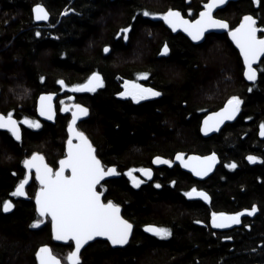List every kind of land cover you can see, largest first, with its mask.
Masks as SVG:
<instances>
[{
	"label": "trees",
	"instance_id": "trees-1",
	"mask_svg": "<svg viewBox=\"0 0 264 264\" xmlns=\"http://www.w3.org/2000/svg\"><path fill=\"white\" fill-rule=\"evenodd\" d=\"M154 1L0 0V112H12L21 122L25 116L38 119L36 98L59 92L57 80L71 86L92 72L101 74L103 86L97 95L76 93L74 103L88 106V126L80 129L105 168L115 166L119 173L98 190L105 202L121 205L122 216L133 224V236L123 248L94 241L82 250L80 264H264V138H259L264 122V58L255 68L256 80L246 83L241 58L224 35L207 36L200 45L169 37L170 53L158 59L156 54L168 38L166 29L138 16L126 43L121 37L113 39L135 12L159 13ZM37 3L52 17L66 6L78 16L63 17L57 40L42 35L37 39L29 28L31 8ZM229 7L234 12L219 14L220 18L234 27L251 14L258 36L264 34V0L256 4L242 0ZM142 72L149 73V86L160 96L140 106L113 98L130 75ZM233 95L242 101L237 117L219 134L204 137L203 117L218 111ZM61 101L58 97L57 106ZM56 117L54 125L42 123L37 130L22 126L18 142L0 131V264H37L35 252L45 244L67 264L73 250L72 243H55L49 217L44 220L36 213L33 200L39 187L34 179L25 189L28 199L11 195L25 177L26 157L39 152L56 168L65 154L67 118ZM212 152L219 166L205 180L196 181L173 163L177 153L188 157ZM249 155L258 159L250 162ZM155 156L171 164L153 169V181L133 188L127 170L133 169L134 175L140 168H151ZM233 162L235 168L226 166ZM193 187L208 193V205L186 198L184 193ZM5 200L14 205L11 213L3 210ZM253 204L257 212L242 218L235 229L211 228L213 211L243 212ZM37 219L43 222L33 227ZM147 224L169 228L172 235L163 239L146 235L142 228Z\"/></svg>",
	"mask_w": 264,
	"mask_h": 264
},
{
	"label": "snow or ice",
	"instance_id": "snow-or-ice-1",
	"mask_svg": "<svg viewBox=\"0 0 264 264\" xmlns=\"http://www.w3.org/2000/svg\"><path fill=\"white\" fill-rule=\"evenodd\" d=\"M259 2V0H256ZM225 4V0H208L204 4L203 10L200 11L196 19H186L179 11L169 8L163 13H153L144 11L145 17H160L171 27L173 31L182 28L192 41H201L205 38L208 29L226 30L227 35L239 49L240 55L243 57L244 72L243 75L249 80L256 79V69L253 68V62L264 55V36H258L257 20L251 14H245L235 27L224 20L219 19L213 14V10L219 5ZM34 19L36 21H47L49 13L43 4L37 3L32 8ZM64 13H62L63 15ZM135 20L136 17L134 16ZM133 25L122 28L117 36L124 34V39H128V33ZM40 36L39 31L36 32ZM104 52L110 51L109 46L104 47ZM162 51L168 52V45L165 43ZM149 73H139L140 77H148ZM45 79L43 76L40 78ZM61 89L70 87L76 92H95L97 88L103 86V79L98 72H92L84 83L73 84L69 86L63 79L57 80ZM124 91L117 92L120 97H131L133 101L144 100L148 97H157L161 93L152 87H145L143 84L134 80L124 81ZM251 91V89H249ZM54 93L42 94L39 97L38 111L40 116L52 120L55 116L52 99ZM71 100L72 97H67ZM241 98L239 96H231L224 107L217 112H212L204 118L201 131L208 133L214 128L218 129L225 121L233 120L240 111ZM64 105V101H61ZM71 110L72 119L67 125V141L66 151L58 163L59 167H50L45 162V157L39 152H33L26 157L22 163L25 168L35 169V179L39 182V190L35 194L36 211L40 217H51V232L56 241H72L74 249L67 255L68 264H80L81 248L92 241L96 237H105L107 242L113 246H123L129 242V237L133 230V224L121 215V205L113 200L105 202L102 199L103 193L98 190L101 181L108 176L118 175L115 166L105 168L101 159L98 158L97 150L93 146L86 134L77 128V120L81 116H86L89 109L81 104H72L70 106H62L60 111L66 112ZM23 124L30 128L39 129L41 123L39 120H33L28 117L23 118ZM0 129H6L16 141L22 139L21 128L13 113L9 112L6 116L0 114ZM259 135L264 137V122L259 125ZM176 159L183 164L185 168H190L196 176H205L213 168L217 162V154L212 152L207 156H190L185 161L183 153H177ZM247 159L252 162L258 157L249 155ZM153 164H171L170 160H166L161 156H155L152 160ZM228 168H235L236 164L230 163L226 165ZM66 170H70V175H66ZM133 169L127 170L134 187L139 188L142 181L133 175ZM139 172L151 178L152 170L150 168H140ZM29 179L28 175L19 181L12 196H25V185ZM175 183V182H173ZM157 188L160 184L155 185ZM185 196H199L205 201L209 200V195L203 190L193 187L190 191L184 193ZM11 200L3 202V210L8 212L13 208ZM257 206L253 204L250 209H244L243 212H216L211 213V224L216 228H224L233 224L241 223V216L244 213L248 215L257 212ZM43 221L37 219L33 221V227L39 226ZM202 223V221H196ZM145 231L154 234L160 238H167L172 235L169 228L156 227L153 225L145 226ZM230 239V237H225ZM35 257L38 264H61L48 245H42L36 252Z\"/></svg>",
	"mask_w": 264,
	"mask_h": 264
},
{
	"label": "flooded vegetation",
	"instance_id": "flooded-vegetation-1",
	"mask_svg": "<svg viewBox=\"0 0 264 264\" xmlns=\"http://www.w3.org/2000/svg\"><path fill=\"white\" fill-rule=\"evenodd\" d=\"M110 1H115V0H110ZM240 1H242V0H236V1H230V2H228L226 5H225V7L224 8H222V9H218V10H216L215 11V13H214V15L217 17V18H219V19H222V18H220L219 17V14H227V13H229V12H231V11H233L232 9H229L230 7L229 6H231L232 4H236L237 2H240ZM245 1H248V0H245ZM250 2H253V3H257V2H255L254 0H249ZM208 2V0H155L154 2H153V4H155L157 7H159L158 8V10H159V13H163V12H166L169 8H172V9H174V10H176V11H179L180 13H181V15L182 16H184L186 19H196L198 16H199V13H200V11H202L203 10V7H204V4H206ZM234 12V11H233ZM232 12V13H233ZM62 13H64L63 15H62ZM135 17H138V16H140V18H144V19H147V20H151L152 22H156L157 24H159V25H162V26H164L165 27V29H166V34H167V36H168V38L166 39V40H163V46L165 45V43H168L167 42V40L169 39V37H172V36H179V37H184V38H186L190 43H191V41L188 39V37L186 36V35H184L183 33H180V32H177V33H173L165 24H164V21H163V19L162 18H160V17H151V16H149V17H145L143 14H141L140 12H135ZM67 16H71V18H72V16L73 17H76V16H78V14L75 12V9L74 8H71V9H69V7H63V9H61V12H60V14H58V15H55L54 17H52L51 16V14H49V21L48 22H46V23H40V24H37L36 22H35V20H33V18L31 17V21H30V26H29V28L32 30V31H34V34H35V37L38 39V37H40V36H37L36 35V32L37 31H39L40 33H41V35L42 36H44L45 38L44 39H46V37L49 39V40H51V39H55V40H57V32L59 31L58 29H60V27L62 26V22H63V17H67ZM243 17V16H242ZM242 19V18H241ZM226 21H227V19H226ZM134 22V19L133 18H131V19H129L128 20V22H127V24H132ZM228 22V21H227ZM239 22H240V20L238 21V23H237V25L239 24ZM229 23V22H228ZM230 24V23H229ZM126 25V24H125ZM236 25V26H237ZM128 26V25H127ZM230 26H232V25H230ZM124 27H126V26H124ZM233 27V26H232ZM235 27V26H234ZM121 30V29H120ZM131 31V30H130ZM129 31V32H130ZM128 35V34H127ZM211 35H213V36H215V35H224V36H227V33L226 34H209V35H206L205 36V39H206V37L207 36H211ZM264 35V34H263ZM262 35V36H263ZM119 37H121L122 38V43H126L125 42V39H124V34L123 33H121V35L120 36H114L113 37V39L114 40H117ZM205 41V40H204ZM192 44V43H191ZM194 45V44H193ZM196 45V44H195ZM200 45V44H199ZM108 46V45H107ZM162 46V47H163ZM105 46H103V48H104ZM110 48V47H109ZM169 50H170V48L168 47V52L167 53H163V51L161 50L160 52H158L157 54H156V58H162V57H167L168 55H169ZM99 73V72H98ZM101 75V74H100ZM102 77V76H101ZM88 78V77H87ZM119 78V77H118ZM129 78H131L130 80H134V81H136L137 83H140V84H143L145 87H151V86H149V81H147L148 80V78H149V75H148V77H146V78H144V77H140L139 76V74H132V75H130L129 76ZM103 79V78H102ZM82 83H84V82H82ZM124 85V84H123ZM60 86V85H59ZM98 89V88H97ZM121 91H124V87L122 86L121 87V89H119V90H117V92H121ZM97 90L95 91V92H88V93H78V92H76V91H73V90H71V88L70 87H68V88H64V89H61V87H60V89H59V92H57V93H54L55 94V96H56V99L54 100V107L56 108V116H57V114H59V115H62L63 117H66L67 118V123H66V126L68 125V122H69V120H70V113H71V110H69V112L68 113H65V114H62L61 113V111H60V109H61V107L62 106H70V105H72V104H79V103H74V96H75V94L77 93V94H83V95H88V96H95V95H97ZM117 92H113L114 93V95H113V98L115 99V100H117V101H121V102H125V103H128V104H133V105H135V106H140V105H142V103H147V102H149V101H152V100H154L156 97H148V98H146V99H144V100H140V101H138V102H136V101H133L132 99H131V97H120V96H118L117 95ZM40 95H42V94H40ZM39 96V95H38ZM58 97H61L62 98V100L64 101V105H62V104H59L58 106H57V104L55 103V101H57L58 100ZM67 97H72V99L71 100H69V99H67ZM37 99V98H36ZM36 103V102H35ZM82 105V104H81ZM84 106V105H83ZM84 107H87L88 108V106H84ZM36 108V107H35ZM6 116V115H5ZM35 116H36V109H35ZM14 118V117H13ZM36 118H37V116H36ZM57 118V117H56ZM89 113H88V115H87V117L85 118V119H83L81 122H79L78 124H77V128L79 129V130H81L80 128H82L83 127V129H85L86 128V126H88V123H89ZM15 119V118H14ZM17 120V119H16ZM34 120H39L40 121V123L42 124V123H46V122H42L39 118L38 119H34ZM56 120V119H55ZM18 121V120H17ZM18 123H19V126H20V128H21V136H22V126H24V127H29L28 125H25V124H23V121L21 122V121H18ZM54 125V124H53ZM33 129V128H32ZM67 129V128H66ZM35 130H37V129H35ZM81 131H83V130H81ZM66 137H67V133H66ZM90 139V138H89ZM67 140V139H66ZM90 141H91V139H90ZM92 142V141H91ZM65 143H66V141H65ZM65 147V146H64ZM41 154V153H40ZM45 158H46V156H45ZM63 158V157H62ZM61 159V158H60ZM59 159V160H60ZM45 161H46V159H45ZM174 163V162H173ZM58 165V164H57ZM166 165V164H165ZM164 165V166H165ZM152 168V167H151ZM155 169H158V168H155ZM153 170V169H152ZM154 171V170H153ZM135 176H137L139 179H140V176H139V172H138V174H134ZM116 177V176H115ZM32 179H33V176H32ZM32 179H31V181H32ZM142 182H145V181H143L142 179H140ZM30 181V182H31ZM29 186V185H28ZM28 186H26V187H28ZM26 189V188H25ZM19 197V196H18ZM28 197V196H27ZM28 199V198H27Z\"/></svg>",
	"mask_w": 264,
	"mask_h": 264
},
{
	"label": "water",
	"instance_id": "water-1",
	"mask_svg": "<svg viewBox=\"0 0 264 264\" xmlns=\"http://www.w3.org/2000/svg\"><path fill=\"white\" fill-rule=\"evenodd\" d=\"M230 1H236V0H225V4H223V5H219L217 8H215V9L213 10V14L215 13L216 10L224 8L225 5H226L228 2H230ZM254 1L256 2V0H254ZM33 7H34V6H32V8H33ZM32 8H31V9H32ZM46 10H47V9H46ZM32 18H33V20H35V19H34V14H33V13H32ZM48 21H49V19H48L47 21H36V20H35V22H36L37 24H40V23H46V22H48ZM164 24H165V25H166V26H167V27H168L173 33L180 32V33H183L184 35H186V36L188 37V39L191 41L192 44L199 45V44H202V43L204 42V40H205V38H203L201 41H192L191 38L187 35V33H185V32L183 31L182 28H177L175 31H173V30L171 29V27H169L165 22H164ZM226 33H227L226 30H221V29H208V30L206 31V33H205V36H206V35H209V34H226ZM257 35H259V31H258ZM263 36H264V35H263ZM227 39H228L229 43L233 46V48H234V50L237 52V54L240 56L241 61H242V66H243V72H244V62H243V57L240 55L239 49L236 47V45L234 44V42L231 41V38H230L228 35H227ZM103 49H104V48H103ZM103 52H104V51H103ZM109 52H110V51H109ZM109 52H107V53L104 52V54L107 55ZM163 53H164V52H163ZM263 58H264V55H262V56H261L259 59H257L256 61H254V62H253V68H256V66H258V64L260 63V61H261ZM256 75H257V73H256ZM242 76H244L243 73H242ZM256 78H257V76H256ZM244 80H245L246 83L253 82V81H249L245 76H244ZM255 80H256V79H255ZM78 93H88V91H83V92H78ZM0 94H1V88H0ZM43 94H46V93H43ZM40 96H41V95H39V96L37 97V99H36V103H35V107H36V116H37V118H39L42 122H46V123H48V124L53 125V124L55 123V119H56V108L54 107V100L56 99V96H55V94H54V95H53V99H52L53 109H54V112H55V116H54V118H53L52 120H48L46 117L40 116L39 111H38L39 97H40ZM224 105H225V104H224ZM224 105H223L222 107H220L219 110H220L221 108H223ZM219 110H218V111H219ZM68 112H69V111H66V112H62V111H61L62 114H65V113H68ZM215 112H217V111H215ZM211 113H212V112H210V113H208L207 115H205V116L203 117V119L201 120L200 133H201L204 137H206V138H209V136H212V135H215V134H219V133H220V130H221L225 125H227V124H229L230 122H232V121L237 117V114H238V113L236 114V116H235V118H234L233 120L225 121L223 124H221V125L219 126L218 129L214 128L213 131L208 132V133L202 132V131H201V127L203 126L204 118H205L206 116H209ZM0 114H3V113L0 112ZM3 115H4V114H3ZM70 117H71V118H70V120H71V119H72V114H71V113H70ZM86 117H87V115H86V116H81V117L77 120V124H78L79 122H81L83 119H85ZM70 120H69V121H70ZM17 122H18V121H17ZM18 124H19V123H18ZM76 126H77V125H76ZM66 128H67V126H66ZM0 131L7 132V133L10 134V132H8V130H6V129H0ZM66 133H67V129H66ZM10 135H11V134H10ZM11 138H12L14 141H16L14 137L11 136ZM259 138L262 140L264 137H261V136L259 135ZM66 139H67V137H66ZM66 141H67V140H66ZM16 142H18V141H16ZM64 150L66 151V143H65ZM210 154H211V153H210ZM210 154H209V155H210ZM190 156H207V155L188 154V157H190ZM188 157L183 156V158H184L185 161L188 159ZM58 161H59V160H58ZM45 162H46V161H45ZM173 162H174L175 165H178V166L181 168V170H182L183 172L187 173L188 175L190 174V176L193 177L196 181H200V180L208 179V178L210 177V175L213 174V173L215 172V170L217 169V167L219 166V165H218L219 160H218V156H217V162L213 165L212 170H211L210 172H208L207 175H205V176H196V175L191 171L190 168H185V167L183 166V164H181V162H180L179 160L176 159V155H175V157H174V159H173ZM46 163H47V162H46ZM164 165H165V164H153V163H151V167H152V168H150V169L152 170V169H155V168H160V167H162V166H164ZM49 166H50V165H49ZM50 167H51V166H50ZM57 167H59V163H58ZM24 171H25L24 174L29 176V179H28L27 184L25 185V188H26V186L30 185V181H31V179H32V176H33V179H34V181L36 182V184H38V186L40 187L39 182L35 179V169H31V170H29V169L25 168V166H24ZM65 174H66V175H70V174H71V173H70V170H66ZM115 176H116V175H112V176L105 177V178L101 181V183H103V182H105V181H107V180H110V179L114 178ZM139 176H140L141 179H143V181L151 182V181H153V179H152V178H153V170H152L151 178H149L148 176L144 175V174L141 173V172H139ZM129 179H130V178H129ZM101 183H100V185H101ZM100 185H99V186H100ZM132 186H133V184H132ZM133 188H134V186H133ZM38 190H39V189H38ZM38 190H37V191H38ZM200 190H201V189H200ZM189 191H190V190H189ZM19 197L22 198V199H27V198H28L27 195H25V196H19ZM186 198H187L188 200H193V201L203 202V203L206 204V205H208V204L210 203V199L207 200V201H205V200L202 199L201 197H199V196H195V195H193L192 197H188V196H186ZM33 205L35 206V210H36L35 198H34V200H33ZM12 210H13V208H11L8 212H5V211H4V212H5V213H11ZM36 213L38 214L37 211H36ZM38 215H39V214H38ZM121 215H122V213H121ZM245 216H249V215H248L247 213H244V214L241 216L240 219L242 220V218H245ZM48 217H49V220H50V227H51V217H50V216H48ZM48 217H46V218H48ZM42 218H45V217H42ZM147 225H152V224H147ZM239 225H240V224H233V225L226 226V227H224V228H216V227H213V226H212V224H211V218H210V226H211L212 229H214V230H216V231H222V230L224 231V230L235 229V227H238ZM153 226H154V225H153ZM142 231H143V233L146 234V235L148 234V235H150V236L157 237V236H155L154 234L145 231V227L142 228ZM132 232H133V230H132ZM132 236H133V235H132V233H131V235H130V237H129V240L131 239ZM51 238H53V236H52V232H51ZM53 241H54L55 243L59 244V245H60V244H68V243H72V248L74 249V242H72V241H56L54 238H53ZM94 241H106V242H107V240H106L105 237H96V238H94L92 241H89L87 244H85V245L81 248L80 254L82 253V250L85 249V247H86L87 245L92 244ZM107 243H108L109 246L112 247L113 249H115V248H123V247L126 246V245H123V246H113V245H111L109 242H107ZM40 247H41V246H40ZM40 247H38V249H39ZM38 249H37V250H38ZM35 260H36V257H35ZM36 261H37V260H36ZM80 262H81V259H80ZM37 264H38V262H37ZM61 264H63V263L61 262ZM67 264H68V261H67Z\"/></svg>",
	"mask_w": 264,
	"mask_h": 264
},
{
	"label": "rangeland",
	"instance_id": "rangeland-1",
	"mask_svg": "<svg viewBox=\"0 0 264 264\" xmlns=\"http://www.w3.org/2000/svg\"><path fill=\"white\" fill-rule=\"evenodd\" d=\"M140 179H141V178H140ZM129 180H130V179H129ZM142 180H143V179H142ZM38 187H39V186H38ZM134 188H135V187H134ZM38 189H39V188H38ZM38 216H39V215H38ZM42 219H44V220H45V219H47V218H42Z\"/></svg>",
	"mask_w": 264,
	"mask_h": 264
}]
</instances>
